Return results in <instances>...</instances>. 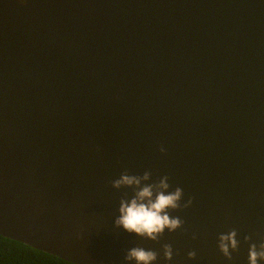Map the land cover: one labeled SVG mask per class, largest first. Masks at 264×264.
Masks as SVG:
<instances>
[{"label": "water", "instance_id": "95a60500", "mask_svg": "<svg viewBox=\"0 0 264 264\" xmlns=\"http://www.w3.org/2000/svg\"><path fill=\"white\" fill-rule=\"evenodd\" d=\"M145 187L180 189L178 227L117 226ZM0 232L71 264H251L264 0H0Z\"/></svg>", "mask_w": 264, "mask_h": 264}, {"label": "clouds", "instance_id": "9594fccd", "mask_svg": "<svg viewBox=\"0 0 264 264\" xmlns=\"http://www.w3.org/2000/svg\"><path fill=\"white\" fill-rule=\"evenodd\" d=\"M147 179V174L145 175ZM138 184L139 180L135 178H130L128 176H123L121 180L115 182V186L119 187L121 184ZM161 187L166 188L167 184L161 182ZM181 195L180 189H177L175 193L164 195L159 193L156 196L155 201L149 200L148 204L140 203L145 198L152 196V190L150 187L143 188L137 194V198L133 199L130 203L121 202V216L116 221L117 226H123V228L129 232H135L137 234L147 233L151 236L153 233L162 232L165 227L174 229L179 226L180 221L178 219H169V216L161 214L165 212L168 207L176 208L178 207L176 201L179 200ZM235 233L230 236L221 237L222 250L227 253V245L223 241H231L233 247L236 246V241L233 239ZM155 238V237H153ZM264 248V245H261ZM264 257V252L257 253L255 251V245L252 246L250 250V262L251 264H256L257 256ZM135 257L138 261H149L155 259V255L151 252H145L142 249H133L130 253V257Z\"/></svg>", "mask_w": 264, "mask_h": 264}, {"label": "trees", "instance_id": "16d2710c", "mask_svg": "<svg viewBox=\"0 0 264 264\" xmlns=\"http://www.w3.org/2000/svg\"><path fill=\"white\" fill-rule=\"evenodd\" d=\"M17 262H22V264H71L0 236V264H17Z\"/></svg>", "mask_w": 264, "mask_h": 264}, {"label": "snow or ice", "instance_id": "6c2138e0", "mask_svg": "<svg viewBox=\"0 0 264 264\" xmlns=\"http://www.w3.org/2000/svg\"><path fill=\"white\" fill-rule=\"evenodd\" d=\"M0 236H3V233L2 232H0ZM8 239H11V238H8ZM19 245H23V242L21 241V242H19ZM18 246V245H17ZM19 247V246H18ZM29 247H31L30 245H29ZM17 264H22V262H17Z\"/></svg>", "mask_w": 264, "mask_h": 264}]
</instances>
